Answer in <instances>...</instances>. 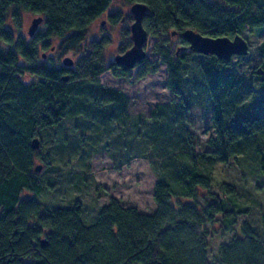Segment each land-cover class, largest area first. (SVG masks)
Here are the masks:
<instances>
[{
    "label": "trees",
    "instance_id": "16d2710c",
    "mask_svg": "<svg viewBox=\"0 0 264 264\" xmlns=\"http://www.w3.org/2000/svg\"><path fill=\"white\" fill-rule=\"evenodd\" d=\"M125 1L146 5L143 26L157 36L153 50L159 61L137 63V76L155 72L159 62L165 64L166 85L176 96L154 108L147 129L137 120L136 137H145L149 145L148 152L139 154L156 176L155 209L145 213L109 197L94 220L85 223L78 200L66 207H49L35 198L43 188L35 160L50 165L52 153L64 145L50 144L43 152L39 136L58 126L71 107L75 114L83 105V116L116 119L122 132L126 130L124 93L102 87L108 90L104 98L90 100L85 96L88 88L75 93L70 84L95 80L107 70L116 77L131 75L129 68L103 62L102 45L96 39L86 52H78L88 24L112 0H0V264H264V213L260 233L243 221L239 234H233L238 216L249 207L235 202L234 187L227 182L219 185L220 196L211 192L216 164L233 159L239 167L247 157L249 166L264 174V108L249 109L252 89L233 73L231 59L192 50L171 53L165 33L193 28L208 36L232 37L245 30L264 31V0ZM27 11L42 17L44 36L58 37L63 50L79 54L74 66L37 60L36 43L13 28ZM180 41L187 44L181 36ZM257 50L262 57L257 80L264 91V38ZM191 54L197 58L196 75L187 79L183 70ZM27 75L30 79L24 78ZM198 89L210 101L214 130L206 140L208 148L200 152L193 148L194 134L186 118L194 100L190 97ZM33 138L38 139L37 148L31 145ZM132 156L127 154L126 159ZM70 158L66 156L65 165ZM215 219L231 237L220 240L210 254L205 225Z\"/></svg>",
    "mask_w": 264,
    "mask_h": 264
},
{
    "label": "rangeland",
    "instance_id": "374dc122",
    "mask_svg": "<svg viewBox=\"0 0 264 264\" xmlns=\"http://www.w3.org/2000/svg\"><path fill=\"white\" fill-rule=\"evenodd\" d=\"M130 5L131 3L125 0H112L109 7L88 24L85 41L78 48V52H86L90 41L96 39L102 45L103 62L112 63L116 54L131 45L129 27L133 16ZM36 16L38 15L28 11L22 12L19 24L13 25V28L16 34H22L26 40L36 43L37 60L58 67L63 65L62 59L66 56L76 60L79 54L63 50L58 37L43 35V22L31 36L28 35V27ZM171 31L173 30L168 29L165 32L169 37L167 42L171 53L175 50L179 54L189 51L188 45L181 43L179 32L171 35ZM148 34L145 59L158 62L159 56L153 50L157 36L149 32ZM241 35L248 43L249 50L246 55L231 58V69L241 78L242 83L252 89L249 109L260 111L264 108V91L259 87L257 80L262 58L257 47L264 38V31L245 30ZM122 47L124 50H121ZM196 65L197 58L189 55L184 64L183 76L187 79L195 76ZM138 68L139 65L130 68L129 77H116L107 70L95 80L83 79L70 83L75 93L81 88H88L87 92L90 93L85 96H90V100L95 97L104 98L105 92L108 91L103 89L104 87L124 93L128 97V118L124 123L126 130L122 132V128L115 122L116 119L107 118L102 121L97 117L90 119L83 116V105L79 106L78 113L75 114L71 112L76 108L71 107L69 114L58 126L43 131L39 136L43 152H48L50 144L64 145H60L59 150L52 153L50 165L45 161L35 160V164H41L36 176L43 182L41 193L35 195L37 200L49 207H66L78 200L83 207L82 219L85 223L94 220L99 207L106 203L109 197L116 198L123 206H134L145 213H151L155 209L152 192L156 176L150 169L148 160L139 154L148 152L149 145L145 142V137H136L139 129L137 120L141 128L147 129L148 118L154 108L176 100V96L166 85L168 72L165 64L159 62L155 72L146 73L142 77L137 76ZM24 78L30 79V76ZM198 91L197 95L190 97L194 100L191 109L186 112L187 127L194 134L193 148L196 152L206 150V140L214 136L210 101L204 90ZM72 95H75L74 92ZM72 104L76 105L75 102ZM105 104L107 105V102ZM76 107L78 109V106ZM130 153L133 156L127 160L126 155ZM66 156L71 157L68 166L65 165ZM249 162L245 157L241 168L236 164V160L231 159L226 164H216L212 172L211 192L214 195L220 196L222 193L219 185L227 182L234 187L235 202L241 207H249L247 213L238 216L233 234H239V226L243 221L249 222L257 233L262 229L260 216L264 213V174L249 166ZM215 220L212 225H205L210 254L214 253L220 240L231 237L229 232L220 229L218 219Z\"/></svg>",
    "mask_w": 264,
    "mask_h": 264
},
{
    "label": "water",
    "instance_id": "95a60500",
    "mask_svg": "<svg viewBox=\"0 0 264 264\" xmlns=\"http://www.w3.org/2000/svg\"><path fill=\"white\" fill-rule=\"evenodd\" d=\"M147 7L142 2H134L130 5L133 21L130 24L131 45L123 52L113 57V62L126 68H133L146 57L145 45L148 40V31L143 26V16ZM40 15L34 17L28 27V35H32L42 22ZM175 31H173L174 33ZM180 36L187 42L188 48L196 53L213 54L224 60H230L233 56H243L248 53V43L240 34L229 36H208L199 30L185 28L180 31ZM66 66L73 64L72 58L66 56L62 59ZM67 79L66 77H64ZM33 148L38 147V139L31 141ZM41 164L35 165V171L40 170Z\"/></svg>",
    "mask_w": 264,
    "mask_h": 264
},
{
    "label": "flooded vegetation",
    "instance_id": "af4514ba",
    "mask_svg": "<svg viewBox=\"0 0 264 264\" xmlns=\"http://www.w3.org/2000/svg\"><path fill=\"white\" fill-rule=\"evenodd\" d=\"M52 50H53V48H52ZM72 61H73V64L71 65V66H67V67H72L73 65H74V63H75V60L74 59H72ZM117 65H119V64H117ZM66 66V65H65ZM119 66H122V65H119Z\"/></svg>",
    "mask_w": 264,
    "mask_h": 264
}]
</instances>
